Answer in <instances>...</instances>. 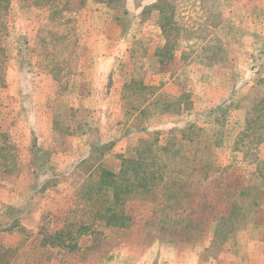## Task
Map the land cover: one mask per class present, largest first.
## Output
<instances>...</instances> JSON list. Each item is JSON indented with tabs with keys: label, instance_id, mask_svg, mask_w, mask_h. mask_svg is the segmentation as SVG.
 <instances>
[{
	"label": "rangeland",
	"instance_id": "1",
	"mask_svg": "<svg viewBox=\"0 0 264 264\" xmlns=\"http://www.w3.org/2000/svg\"><path fill=\"white\" fill-rule=\"evenodd\" d=\"M0 264H264V0H0Z\"/></svg>",
	"mask_w": 264,
	"mask_h": 264
}]
</instances>
